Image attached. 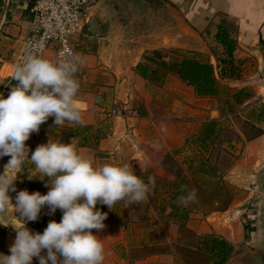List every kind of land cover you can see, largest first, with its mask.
<instances>
[{"label": "crops", "instance_id": "0c3cea01", "mask_svg": "<svg viewBox=\"0 0 264 264\" xmlns=\"http://www.w3.org/2000/svg\"><path fill=\"white\" fill-rule=\"evenodd\" d=\"M35 3L36 0H0V92L15 83L12 77L18 55L34 30ZM219 27L226 28L236 41L232 77L220 73L223 67L220 61L225 54L216 40ZM71 43L75 55L83 60L76 73L80 82L76 104L83 124L65 122L63 126H55L54 117H49L42 124L40 137L30 135L25 142L29 157L26 154L20 168L6 170L7 177L14 180L7 193L12 205L0 218V254H11L16 228L24 226L33 234H43L50 221H61L63 212L57 209L49 214L45 205L37 220L23 224L24 218L15 209L20 191L45 195L50 190L48 178L41 180L37 176L30 157L49 138H59L64 143L73 141L81 154L93 158L98 165L124 162L136 175L151 171L153 178L167 180L169 198L167 205L158 200L160 209L166 206L164 212L159 209L158 216L171 221L185 219L186 230L193 235L195 245L182 248L191 257L199 255L208 264L207 257L198 251V240L209 235L225 239L234 247L227 264H242L244 256L251 259L252 251L264 255V71L260 70L264 0H91L84 10L83 30ZM208 46H214L221 54L208 51ZM55 50L51 45L43 56L54 61ZM154 52L162 54L166 61H179L177 53L199 54L214 66L220 84L228 86L234 94L243 91L248 96L239 107L248 112L246 126L256 133L245 139L243 157L224 169L223 174L216 173L225 175L223 179L236 188L220 209L196 214L187 207H179L173 213L172 205L178 207L177 197L185 194L180 189L187 187V175L204 178L210 174L204 164L209 153H198L188 143L199 135L205 141L208 121L215 120L216 127L223 128L242 111L222 117L213 103L216 97H198L193 87L175 74L156 82L145 80L137 72V66ZM113 111L117 114H112ZM196 126L199 131L193 132ZM235 131L245 138L238 127ZM203 151L206 153V148ZM149 152L159 160L155 162ZM165 157L181 168L186 179L183 184L167 171L170 167L164 163ZM198 157L200 162H196ZM10 159L9 155L0 157V175L5 173ZM200 163L204 164L202 170H198ZM219 204L216 201L213 206ZM96 210L107 213L105 228L92 230L104 244L103 264H194L191 258L181 257L175 247H161L160 240L166 238L171 244L177 234L172 239L164 232L151 230V241L140 242L138 232L133 234L134 230H129L135 221L123 202L116 203L112 210L98 203ZM153 218L149 215L145 221ZM132 253H138L137 258L132 260ZM46 254L47 250L41 252ZM32 264H39V259L34 257ZM253 264L261 263L254 259Z\"/></svg>", "mask_w": 264, "mask_h": 264}, {"label": "clouds", "instance_id": "9594fccd", "mask_svg": "<svg viewBox=\"0 0 264 264\" xmlns=\"http://www.w3.org/2000/svg\"><path fill=\"white\" fill-rule=\"evenodd\" d=\"M81 64L83 60L78 55L67 54L53 61L41 54L39 45H26L23 60L16 65L12 77L16 83L7 98L0 94V157H11L5 173L0 175V218L12 205L7 193L14 179L7 177L6 170L20 168L28 155L25 142L30 135L38 132L49 117H54L55 126L65 122L83 124L76 104L80 91L76 73ZM30 159L37 176L41 180L47 177L51 187L45 195L20 191L16 212L26 224L37 220L47 205L49 214L60 209L62 219L59 223L50 221L43 234L15 227L11 254H0V264H32L34 257L39 264H103L104 244L92 230L105 228L107 213L96 210V205H107L112 210L118 202L139 204L155 188L153 177L149 176L145 183L124 162L98 165L93 158L81 154L73 141L49 138L32 152ZM180 190L185 194L177 197L178 207L198 202L195 189L181 186ZM43 250H47L46 255H41Z\"/></svg>", "mask_w": 264, "mask_h": 264}, {"label": "rangeland", "instance_id": "374dc122", "mask_svg": "<svg viewBox=\"0 0 264 264\" xmlns=\"http://www.w3.org/2000/svg\"><path fill=\"white\" fill-rule=\"evenodd\" d=\"M210 50L214 54L216 53L221 54V52L217 50L214 46L212 47L208 46V51ZM177 55L179 56L177 58L179 61L181 59H184L185 55L188 56V58H202L201 56H198L199 54L188 55V54L177 53ZM202 59L205 60V57H203ZM220 85L222 86V90L220 94L213 100V103L214 106L220 110L221 116L227 118V116L235 114V111L236 112L242 111V112L241 115H236L235 117H233L232 121L227 119L230 122L227 124L225 123L223 128L218 129V127H216V130H218V132L215 130V134L211 139L206 138L205 141L203 140L202 142L201 136L199 135L198 137L194 138L191 141V143L187 142L193 148V150L196 149L198 153L201 152L204 153V155L209 153L208 159L204 157L205 160L204 164L207 166L206 169L210 174L204 178L202 177L200 178L199 175H193V176L190 175L192 177L187 175L189 177L187 182V187L189 188V190L191 189L196 190L197 200H198L197 203L190 204L189 206H187V208L189 210H192V212H196V214H199L200 212L204 213L205 211H209L213 208L220 209L223 206L222 203L227 202L226 200L229 197L228 194H230L232 190L235 191L236 188L231 186L229 180L223 179L225 175L222 176L221 174L225 172L224 169L230 168L231 165H233L235 162H237L243 157V154L245 152V144H246L245 139L251 137L253 134L256 133L253 129L248 128L246 126V119L249 117V114L247 111L243 112V109L239 107L235 98L233 97L234 93L231 91V89L228 86L224 84H220ZM245 96L246 94L244 93L242 95V98H245ZM179 121L181 122L182 120ZM212 122H215V120H210L207 122L205 130L208 131L211 128ZM237 127L242 132H244L245 138H242V136L235 131ZM198 131H199V126L193 128V132H198ZM205 148H206V153L205 151H203ZM149 154L155 162L159 160L158 157L152 155L151 152H149ZM200 161L201 158L198 157L196 162H200ZM169 167L172 168L171 162L169 163ZM219 172L221 174H216ZM208 173H206V175ZM144 176L145 178H148L149 176L152 177L153 174L151 171H149L148 173H145ZM154 177L156 176L154 175ZM161 179L162 178L160 179L154 178L155 188L153 189L152 193L148 196L146 201L139 204H132L128 206L130 217L135 221L131 223V225L129 226V230L130 229L134 230L133 234L138 232L136 234L139 235L140 242L142 241V239L143 241H151V238L149 236L151 230H153L155 233H157L158 231L164 232L167 235V238L172 237V239L174 235L177 234L175 236L176 238L174 237V239L176 240L172 241L171 244H168L169 240L166 238L160 240L161 247L164 248L166 247L165 245L170 246L171 248L175 247L176 252H178L181 257L185 256L187 258H191V262L194 264H204L203 259L199 255L191 257L189 252L185 250V248L184 249L182 248V247H186L187 245H195L194 240L193 239L191 240V238L185 235V230H186V224L184 222L185 219L183 217H179V219H177L176 221H171L170 219L167 220L166 218L158 216L160 209L158 207V200L160 199L161 200L160 202L163 205H167V199L169 198L168 185L165 182H163V180L165 179L162 180ZM144 182L147 183L148 180H144ZM162 199H165V201L163 202ZM216 201H220V204L215 207L213 206V204ZM161 214L163 213H160V215ZM149 215H152V217L154 218L151 219L152 221L150 222L145 221L146 218L149 217ZM142 234L144 235L143 237H141ZM179 236L182 237L181 241L177 240ZM137 256L138 253L135 254L132 253L130 258L133 260L134 258H137ZM244 257L242 264H253V260Z\"/></svg>", "mask_w": 264, "mask_h": 264}, {"label": "trees", "instance_id": "16d2710c", "mask_svg": "<svg viewBox=\"0 0 264 264\" xmlns=\"http://www.w3.org/2000/svg\"><path fill=\"white\" fill-rule=\"evenodd\" d=\"M216 40L224 48L225 54L224 59L220 61L223 64V67L220 68V73L223 76L230 74V77H232L234 72L236 41L230 36L229 31L223 27H219ZM137 72L145 80H150L152 82L162 80L168 74H175L183 83L193 87L195 94L201 98L217 97L222 90V86L216 79L214 66L209 60H204L202 58L187 57L180 61H166L162 54L154 52L145 57L144 63L137 66ZM243 94V91H239L233 95L238 105L243 104L248 97L246 95L245 98H242ZM215 130L216 122H212L211 128L208 131L205 130L204 137L211 139L215 134ZM168 162H171L172 168L167 167V171L177 178V182L183 184L186 179L183 177L181 168L174 164L170 158L165 157L164 163ZM202 165L203 163L199 164L198 170H202ZM138 176L146 180L144 175ZM163 182L168 185L167 180H163ZM165 208L166 206L161 207L160 210L164 212ZM178 208L179 207L172 205V212H178ZM185 235L189 238L193 237L191 232L187 230H185ZM198 244V251L202 252L207 257L208 264H227L234 252V247L229 242L212 235L201 237L198 240Z\"/></svg>", "mask_w": 264, "mask_h": 264}, {"label": "built area", "instance_id": "2783aa9c", "mask_svg": "<svg viewBox=\"0 0 264 264\" xmlns=\"http://www.w3.org/2000/svg\"><path fill=\"white\" fill-rule=\"evenodd\" d=\"M91 0H36L34 5L35 21L32 34L23 43V49L18 55L17 64L21 63L25 55L26 45L35 44L40 46L42 55L51 45L56 47L55 60L63 55L73 54L72 39L80 34L84 27V10ZM54 60V61H55ZM16 83V82H15ZM14 83V84H15ZM5 87L0 94L7 98L10 87ZM132 113V112H131ZM112 114L116 115V111ZM41 128L38 132L32 133L37 139L41 135Z\"/></svg>", "mask_w": 264, "mask_h": 264}, {"label": "water", "instance_id": "95a60500", "mask_svg": "<svg viewBox=\"0 0 264 264\" xmlns=\"http://www.w3.org/2000/svg\"><path fill=\"white\" fill-rule=\"evenodd\" d=\"M108 26V23L106 24ZM261 59H260V70L263 72L264 71V48L261 51V55H260ZM250 257L252 260H257L259 261L261 264H264V255L256 253L254 251L250 252Z\"/></svg>", "mask_w": 264, "mask_h": 264}]
</instances>
